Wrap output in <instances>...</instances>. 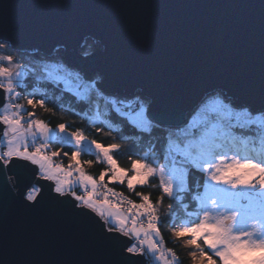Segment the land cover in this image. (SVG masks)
Here are the masks:
<instances>
[{"label":"snow or ice","instance_id":"snow-or-ice-1","mask_svg":"<svg viewBox=\"0 0 264 264\" xmlns=\"http://www.w3.org/2000/svg\"><path fill=\"white\" fill-rule=\"evenodd\" d=\"M10 40L0 39V47L6 48L0 54V176L15 180L22 207L34 211L47 201L51 215L78 221L93 248L106 257L97 264H181L177 250L166 246L160 208L165 198L174 201L185 191L194 202L192 211L180 227L173 224L170 238L188 250L190 264H264V15L262 106L255 109L214 87L192 101L179 119L167 108L157 110L151 96L129 99L109 92L102 75L80 67L79 57L64 63L34 62L27 70L14 56ZM28 71L38 79L63 81L68 90L90 102L103 101L129 118L133 135L159 133L158 143L150 147L151 157L139 156L134 141L105 145L80 129L69 131L65 123L54 131L35 118L37 107L56 113L34 93L23 97L32 111L19 102L17 89ZM95 131L110 135L101 127ZM130 138L122 132V140ZM53 143L60 147L51 150ZM121 149L129 155L126 168L114 157ZM157 152L169 167L154 166ZM82 155L95 159L81 160ZM60 157L67 158V167L55 162ZM97 164L102 165L98 177L85 170V165ZM195 175L202 176V193L185 187ZM110 184L126 186L136 199ZM137 186L158 188L155 201ZM6 199H12L11 189L0 184V208ZM167 207L171 213L173 203Z\"/></svg>","mask_w":264,"mask_h":264},{"label":"water","instance_id":"water-1","mask_svg":"<svg viewBox=\"0 0 264 264\" xmlns=\"http://www.w3.org/2000/svg\"><path fill=\"white\" fill-rule=\"evenodd\" d=\"M262 15L264 0H0V39L11 37L20 54L79 57L109 92L151 96L157 110L179 119L214 87L262 106ZM88 41L99 49L83 56ZM0 184L12 196L0 208V264L106 258L78 221L51 215L47 201L34 211L22 207L11 176H0Z\"/></svg>","mask_w":264,"mask_h":264},{"label":"trees","instance_id":"trees-1","mask_svg":"<svg viewBox=\"0 0 264 264\" xmlns=\"http://www.w3.org/2000/svg\"><path fill=\"white\" fill-rule=\"evenodd\" d=\"M20 92L22 98L20 101L26 103L23 99L24 94L34 93L36 98H45L47 101V106L53 108L55 115L51 113H46L39 107L36 109L37 119L45 121L49 127L56 129V125L59 123H65L69 131H75L80 129L89 139H95L100 143L105 145L117 142L126 145H131L133 141L135 142V152L139 153V156H144L145 153L152 154L150 147L153 144L158 143L159 133L153 134L149 137L146 133L136 132L132 134V128L127 123L128 117L119 115L113 110H110L105 106L103 101L90 102L86 98H82L74 91H70L63 87L60 82L49 80V79H38L32 76H27L23 80V84L20 87ZM27 111H32V108L25 104ZM96 127H101L105 132L110 133V135H103L95 131ZM122 132L124 135H128L131 138L129 140H122ZM60 147L58 143H54L51 150H56ZM65 150H69L68 146L65 145ZM114 157L117 159L118 164L121 167L129 166V155L124 149H121L119 153H114ZM138 158V157H133ZM156 158L162 162L164 157L161 153H156ZM64 164L68 165L67 158L60 157L57 158ZM95 159L94 155H82L81 160ZM85 170L98 177L100 171L102 170V165H93L91 167L85 165ZM158 183V181H153ZM203 179L201 175H195L189 178L187 182V187H191L192 193L198 189L201 193L204 191ZM114 186L120 187L122 189H127L126 186H121L118 184H112ZM137 191H143L146 194H151V198L155 201L156 196L159 194L158 188H141L137 186ZM172 202L173 210L170 213L167 205ZM193 201L191 200L188 192H180L174 201H169L165 198L163 205L160 208V216L162 220L161 232L165 237L167 247L175 248L181 259V264H190V259L187 257V249H181L180 243L171 239V228L173 224L176 227L181 226V222L187 218V213L192 211ZM171 217V218H170Z\"/></svg>","mask_w":264,"mask_h":264},{"label":"rangeland","instance_id":"rangeland-1","mask_svg":"<svg viewBox=\"0 0 264 264\" xmlns=\"http://www.w3.org/2000/svg\"><path fill=\"white\" fill-rule=\"evenodd\" d=\"M98 49H99V45L95 44V46H94V43L92 41H88L85 44V46L81 49L80 53L83 56H88V55L92 54L93 52L97 51ZM5 51H6V48L0 47V54H3ZM13 54H14V56L17 59H19L21 61V63L24 64V66H25V68L27 70H31L33 68L34 62H44V63H48V64H54V63H57V62H62V63L65 62L64 59H63L64 53L61 52V50L57 52L56 55H58V56H55V57H52V58H46L43 55L34 56V55H30V54H20V53L14 52V51H13ZM0 63H2V62H0ZM27 76H32V77L37 78L36 75H34L31 71H28L27 72V74L25 75L24 79ZM97 78L99 79L100 77L98 76ZM57 82H60L63 85V87L66 88L65 85H64V83H63V81H57ZM66 89H68V88H66ZM17 91H20V88H18ZM131 98L132 97H129V99H131ZM24 104H26V103H24ZM53 130L55 131L56 129H53ZM53 145H54V143L52 144L51 149L53 148ZM151 155L152 154H149L150 157H151ZM154 166L155 167H161V166H163L165 168L169 167L167 161L164 160V161L160 162L157 158H156V163L154 164ZM185 187L187 188V183H186ZM181 192H183V191H181Z\"/></svg>","mask_w":264,"mask_h":264},{"label":"built area","instance_id":"built-area-1","mask_svg":"<svg viewBox=\"0 0 264 264\" xmlns=\"http://www.w3.org/2000/svg\"><path fill=\"white\" fill-rule=\"evenodd\" d=\"M21 98H22V94H21ZM19 102H20V101H19ZM20 103H22V102H20ZM37 143H39V141H37ZM55 162H56V163H62L64 167H67L66 164H64L62 161H60V160L57 159V158L55 159ZM109 187H113V188H115V190H116L117 192H123L126 196H130L131 198L136 199L134 196H132L130 193H128L127 189L124 190V189H122V188H120V187H117V186H114V185H112V184H110ZM166 246H167V244H166Z\"/></svg>","mask_w":264,"mask_h":264},{"label":"crops","instance_id":"crops-1","mask_svg":"<svg viewBox=\"0 0 264 264\" xmlns=\"http://www.w3.org/2000/svg\"><path fill=\"white\" fill-rule=\"evenodd\" d=\"M79 191V190H78Z\"/></svg>","mask_w":264,"mask_h":264}]
</instances>
